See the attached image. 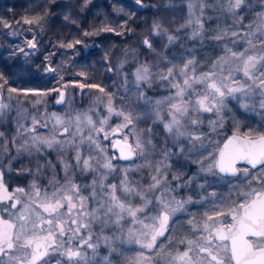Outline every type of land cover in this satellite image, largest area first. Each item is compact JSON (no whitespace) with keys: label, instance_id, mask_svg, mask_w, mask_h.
I'll use <instances>...</instances> for the list:
<instances>
[{"label":"rangeland","instance_id":"rangeland-1","mask_svg":"<svg viewBox=\"0 0 264 264\" xmlns=\"http://www.w3.org/2000/svg\"><path fill=\"white\" fill-rule=\"evenodd\" d=\"M167 2L169 7L166 17L154 22V24H160L162 34H156L153 26L150 32L154 38L160 39V43L153 46L154 51L151 49L149 55L144 57H138L135 54L129 57L131 59L127 58L120 62L117 69L118 84L121 88L120 96L103 97L100 92L78 94L70 90L64 92V100L61 103L56 102L60 92L56 94L47 92L45 96L33 94L18 96L16 93H3L0 98V103L7 105L6 108L0 109V133H2L0 135V173H3L2 181L9 193H15V189L23 188L25 193L31 194L33 181L37 183L42 193L44 190L52 192L53 185L49 181L54 175L60 184L65 183L61 159L75 165L76 150L79 147L82 156L94 158L90 162L97 168L96 171L74 169V172L69 174V178L80 186V195L88 197L85 201V211L96 208L101 195V190L97 186L95 189L97 195L95 199L93 198V179L99 182L101 177L106 175L104 184L107 189V186L111 184L119 186L126 174L129 181L137 182L143 189H147L148 185L153 183L151 177L157 175V168L160 169L158 178L162 179V183L155 191V196H160L161 192L167 189L163 197L165 200L172 198L182 202L191 200L184 205V210L177 212L170 219V235L165 233L167 239L158 238V247L153 249V252L158 254L150 256L152 264H177L171 258L178 252L186 250L187 241H193L195 245L201 239L204 234L199 229H202L208 216L214 215V209L222 207L226 210L233 201L240 199L239 193L246 191L249 187H259L255 183L249 184L247 179L244 180V168L236 176H214L201 171V165L193 161L208 157L204 161L206 167L212 159L209 153L217 155V142L220 147L230 133L264 131L261 127L264 125V113H261L258 107L255 110L242 108L241 103L249 101H244L242 97L234 99L231 96L226 98L225 107L219 115L215 111L200 112L198 115L202 122L198 126L189 128V131L203 134V147H200L199 141L196 142L197 151L187 154L190 147L188 141L183 138L174 141L173 137L165 131L163 125L170 119L167 115V105L157 106L155 102L174 95L176 89L171 87L169 81L160 80L158 75L154 76L151 87L144 82L137 86L134 75L136 69L142 64H148L153 73H159L161 69L166 72L167 67L171 66L168 61L182 67L185 60L194 57L195 74L199 76L201 73L208 72L218 57L225 56V46L236 52L252 50L251 45L247 43L251 39L256 45L254 51L260 52L256 35L253 33L257 32V25L260 24L256 13L264 10V0H246L245 5L242 6L243 11L232 10L229 0H167ZM197 20L203 25L202 29ZM163 30H167V34L177 39L169 43L167 34H163ZM196 31H199L200 35L193 38L192 34ZM233 32L237 35L232 36ZM225 33L227 35H224ZM257 34H264V30ZM217 35L224 36V39L217 41L210 38ZM164 57L168 60H164ZM174 57H182V59H173ZM235 63L229 59V63L224 65L225 74L228 67H234ZM110 99L116 111L133 112L139 116V119H134L132 124L119 128L118 134L113 133L112 130L125 124L126 121L121 116L109 113ZM37 100L42 102L37 104ZM157 108L163 120L157 119ZM85 113L91 116L95 128L98 130L102 128V130L91 131L92 125L82 124L83 135L86 137L91 134L103 151L97 149L95 145H90L88 141L80 144V133H76L75 137L72 135L75 132V125L70 126L67 121L70 117L74 118L77 114ZM58 117L64 121L63 124L57 123ZM103 120L107 122L101 125ZM211 121H216L215 131ZM221 122L222 128L219 126ZM64 127L69 128L68 133H63ZM106 134L107 138H105ZM53 135L62 142L63 147L56 145L48 149L41 145L39 152L35 149L25 151L21 147L26 142L31 145L33 136L50 138ZM137 137L142 141L151 140L152 142L144 149V155L140 154V149L135 148ZM117 138L123 140L126 138V141L133 146L135 152L130 159H119L112 149V143ZM181 147L184 148V152H181ZM165 153H168L167 159ZM106 158L111 160L114 166L113 171L101 166ZM47 161H51L56 167L50 169L45 166L38 172L37 168L46 165ZM212 193L216 195L213 196ZM15 195L20 199L21 204L11 211L18 215L22 204L27 202V196L22 193H15ZM117 195L122 194L118 191ZM9 203L0 204V209L6 208ZM132 203L140 204L141 201L139 198H134ZM152 206H158L154 198ZM0 215L8 218L6 212L0 211ZM83 219L87 222L89 217L85 216ZM173 220L175 223L172 222ZM121 223L124 236L127 235L129 228L140 227L133 225L129 218ZM89 233H91L90 242L97 245L95 252L86 246L83 248L90 264H109V262L110 264H132L142 251L139 245L122 240L121 228L115 224L105 225L99 220L93 221L89 228L81 230L80 236L87 239ZM105 236L109 237L107 242L104 240ZM64 239L67 240V237ZM180 240L184 243H178ZM79 242V239H74L71 246L75 247ZM145 254L148 255L146 250ZM56 259H61L62 264L65 261V258L57 255L52 258L51 264H55ZM67 264H74V262H67Z\"/></svg>","mask_w":264,"mask_h":264},{"label":"snow or ice","instance_id":"snow-or-ice-1","mask_svg":"<svg viewBox=\"0 0 264 264\" xmlns=\"http://www.w3.org/2000/svg\"><path fill=\"white\" fill-rule=\"evenodd\" d=\"M136 3L139 4L140 0H136ZM229 3L232 10L243 11L242 6L245 5L246 0H234V2L229 0ZM189 8H192L191 4ZM256 14L260 24L257 25V32L253 34L256 35L260 52L254 51L256 45L249 39L247 43L251 45L252 50L245 49L242 52H236L225 46V56L218 57L212 68L199 76L195 74L196 61L194 57L185 60L182 67L168 61L171 66L167 67L166 72L161 69L159 73H153L148 64H142L134 73L137 86L144 82L151 87L154 76L158 75L160 80L169 81L171 87L176 89L174 95L157 100L155 103L157 106L167 105V115L170 119L164 123V129L173 137L174 141H179L182 138L188 141L190 147L187 154L197 151L196 142L198 141L200 147H203V134L189 131L190 127L198 126L202 122L198 114L215 111L219 115L225 107L227 97L231 96L234 99L242 97L244 101L250 102L241 103L242 108L255 110L258 107L260 112L264 113V34H257L264 30V10L257 11ZM40 19H42L40 16L32 19L25 18L24 23L32 24ZM0 23L9 27L2 20ZM197 23L202 29L203 25L199 20ZM181 27L184 26L181 25ZM101 30L112 31L113 29L105 27ZM153 30L158 35L162 34L161 26L158 23L153 25ZM163 34H167V30H163ZM85 35H89V33H85ZM192 35L195 38L200 35V32H193ZM236 35L237 33H232V36ZM167 38L169 43L177 39L170 34H167ZM210 38L219 41L224 39V36L217 35ZM76 43H80V41L77 40ZM28 44L29 47H35L32 41H28ZM143 44L154 51L152 43L147 38L143 40ZM67 46L72 47L71 44ZM173 59H182V57ZM229 59L236 63L234 67L229 66L225 74L224 65L229 63ZM164 60H168V58L164 57ZM48 71H53V69L49 68ZM0 81H3L0 83V98H2L4 86L8 82L2 75H0ZM80 87L83 88L85 85L81 84ZM87 87H97V85L92 84ZM7 91L15 93L18 89L8 87ZM23 91L25 95L28 93L35 96L47 95V92H41L39 89H24ZM100 91L103 92L104 89L101 88ZM64 95L63 92H60L56 102H63ZM41 102V100L36 101L37 104ZM6 107L7 105L0 103V109ZM108 111L110 114L114 113L123 117L126 121L117 129H113V133L121 127L132 124L134 119H139V116L133 112L116 111L112 107L111 99ZM156 117L160 120L164 119L160 115L159 108L156 110ZM106 122V120L101 121V125ZM33 123L35 124L36 121L34 120ZM57 123L63 124L64 121L58 117ZM67 123L70 126L75 125L73 137L76 133L81 134L80 144L88 141L90 145H95L97 149L103 151L91 134L86 137L83 135L82 124L92 125L91 131L102 130V128L99 130L95 128L91 116L86 113L77 114L74 118L70 117ZM210 123L215 131L216 121ZM219 126L222 128L223 123L221 122ZM261 127L264 128V125ZM68 132L69 128L64 127L63 133ZM105 138H107V134ZM151 143V140L142 141L137 137L135 148L140 149V154L144 155V149ZM41 145L48 149H52L56 145L63 147L62 142L55 135L50 138L33 136L31 145L26 142L21 147L25 151L35 149L39 152ZM217 149L218 156L209 153L212 159L206 167L204 161L208 157L193 161V163H199L201 171L214 176L218 174L236 176L241 171L236 165L242 161L250 165L251 169L256 170L253 173L249 168H244L243 174L249 184L255 183L259 187H249L246 191L239 193L240 199L233 201L226 210L222 207L214 209V215L208 216L202 229H199L204 234L201 239L195 245L193 241H187L186 250L178 252L171 259L177 264H264V131L250 130L243 135L233 133L232 136L224 139L222 147H219V142H217ZM180 150L184 152L183 147ZM134 152L133 146L128 144L125 138L124 146L120 148L121 158L130 159ZM167 156L168 153H165L166 159ZM92 159L94 158L91 156H82L79 147H77L75 165L63 159L60 161L65 175L64 184H60L54 175L53 179L49 181L53 185V191L50 193L47 190L42 193L35 181L31 184L33 190L31 194L25 193L23 188L15 189V193L27 196V202L22 204L18 215L11 210L17 209V205L21 204V201L15 193H9L2 181L3 173H0V204L10 202L6 208L0 209V211L8 213V218L0 215V264H51L52 258L57 255L65 258L63 264H67V262L90 264L83 248L86 246L95 252L97 245L90 242L91 233L87 239L80 236V233L82 229L89 228L90 224L96 220L105 225L120 226V238L140 246L142 251L132 264H152L150 256L158 254L153 252V249L158 247V238L165 237L166 232L170 235V219L177 212L184 210V205L190 203L191 200L183 202L177 201L175 198L165 200L163 197L167 189H164L160 196H155V191L162 183V179L158 178L160 169L157 168V175L151 177L153 183L148 185L147 189H143L137 182L129 181L126 174L119 186L111 184L107 186V189L104 184L106 175L102 176L99 182L93 179V198H96L95 189L97 186L101 190V195L97 207L91 211H85V201L88 197L80 195V186L69 178V174L73 173L74 169L96 171L97 168L90 162ZM97 163L99 164V161ZM45 166L50 169L56 167L51 161H47L46 165L39 166L37 171L39 172L40 168ZM101 166L109 171L114 170L111 160L107 158ZM173 179H178V177H173ZM118 191L122 195H117ZM212 195L215 196L216 193H212ZM134 198H139L141 203L133 204ZM153 198L157 207L152 206ZM152 212L156 214L151 215ZM85 216L89 217L87 222L83 219ZM126 218H129L133 225L140 227L138 229L129 228L127 235L124 236L121 222ZM172 222L175 223L174 220ZM189 223L191 224V221ZM65 237L67 240L64 239ZM165 238L167 239V237ZM74 239L80 241L75 247L71 246ZM104 240L107 242L109 237L105 236ZM178 243H184V241L180 240ZM145 250L148 255L145 254ZM190 253H194V255H190ZM105 260L107 261V257ZM55 264H62L61 259H56Z\"/></svg>","mask_w":264,"mask_h":264},{"label":"trees","instance_id":"trees-1","mask_svg":"<svg viewBox=\"0 0 264 264\" xmlns=\"http://www.w3.org/2000/svg\"><path fill=\"white\" fill-rule=\"evenodd\" d=\"M168 7L167 0H0V20L9 25L0 23V75L8 82L3 93L15 87L18 96L24 89L120 96V62L149 55L145 38L160 43L150 32ZM37 16L42 19L24 23ZM92 84L97 87H87Z\"/></svg>","mask_w":264,"mask_h":264},{"label":"water","instance_id":"water-1","mask_svg":"<svg viewBox=\"0 0 264 264\" xmlns=\"http://www.w3.org/2000/svg\"><path fill=\"white\" fill-rule=\"evenodd\" d=\"M120 132V130L118 129L116 132H115V134H118ZM233 133H236V132H233ZM233 133H230L229 135H227V137H230V136H232L233 135ZM238 135H243V134H241V133H237ZM224 141V140H223ZM117 142H119V143H117ZM124 143H125V140H123V139H121V138H117V139H115L114 141H113V143H112V149L117 153V155H118V158L119 159H122V160H126V159H123V158H121V153H120V148L121 147H123L124 146ZM127 143L128 144H130L128 141H127ZM223 146V142L221 143V145H220V147H222ZM217 156H218V154H217ZM241 164H245L244 162H238L237 163V168H239V165H241ZM250 166V165H249ZM221 175H223V176H232V175H230V174H221Z\"/></svg>","mask_w":264,"mask_h":264},{"label":"flooded vegetation","instance_id":"flooded-vegetation-1","mask_svg":"<svg viewBox=\"0 0 264 264\" xmlns=\"http://www.w3.org/2000/svg\"><path fill=\"white\" fill-rule=\"evenodd\" d=\"M229 135V134H228ZM227 137V136H226ZM242 168H249L252 172H255L256 170H254V169H251V166H249V165H247V164H241V165H239V169H242ZM240 173V172H239ZM238 173V174H239ZM237 174V175H238ZM223 176V175H222ZM246 179V177L244 178V180Z\"/></svg>","mask_w":264,"mask_h":264}]
</instances>
